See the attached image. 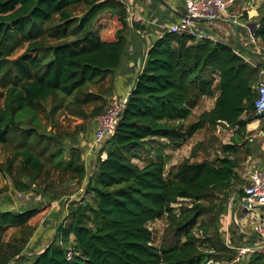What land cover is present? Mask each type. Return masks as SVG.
Listing matches in <instances>:
<instances>
[{
    "label": "trees",
    "instance_id": "16d2710c",
    "mask_svg": "<svg viewBox=\"0 0 264 264\" xmlns=\"http://www.w3.org/2000/svg\"><path fill=\"white\" fill-rule=\"evenodd\" d=\"M80 3L86 9L76 18L69 8ZM257 10L259 25L252 36L264 48V0ZM55 20L48 26L49 42L43 26ZM134 24L120 0H0V143L14 144L19 176L13 186L19 192L31 190L28 182L49 175L46 166L84 184L51 240L37 252L24 250L33 226H23L20 237L4 240L3 235L38 207L0 208V264H264L261 253L236 263V250L221 249L208 235L211 223L220 239L226 204L244 194L246 179L237 168L253 154L247 125L258 120L264 132V114L254 106L264 69L259 54L247 51V57L241 44L165 30L148 46L114 132L97 152L90 173L81 146L70 142L89 131L106 107L113 72ZM24 43V51L12 57ZM108 75L102 93L90 90ZM203 96L213 98L212 106L186 123L192 105ZM93 101L103 102L87 111ZM59 111L82 121L72 131H60ZM218 123L232 128V134L211 161L193 159L202 147L198 141L189 156L166 171L164 146L151 151L147 145L156 137L178 143ZM143 150L151 156L143 157ZM45 186L40 185L43 194ZM162 217L173 242L158 247L149 223ZM193 227L205 236L203 241ZM221 250L226 258L219 261Z\"/></svg>",
    "mask_w": 264,
    "mask_h": 264
},
{
    "label": "rangeland",
    "instance_id": "374dc122",
    "mask_svg": "<svg viewBox=\"0 0 264 264\" xmlns=\"http://www.w3.org/2000/svg\"><path fill=\"white\" fill-rule=\"evenodd\" d=\"M262 1V0H261ZM260 1V2H261ZM86 9L84 4H76L69 8L70 13L78 18ZM54 22L46 23L44 28V37L49 42L53 40V38L49 37L50 30L48 26H53ZM102 31V29H101ZM259 47L260 52H264V48ZM25 43L18 47L16 51L13 53L12 57H17L24 51ZM108 84V80H104L102 82H97L96 84L90 85V90L98 93H102L105 87ZM0 90L2 88L0 87ZM103 101H93L90 102L86 106V110L89 111L93 106L101 104ZM108 100L104 103V106H107ZM213 104L212 97H199L197 101L192 105V113L187 120L186 123L195 121L197 115L206 109H209ZM42 119L45 121V117L41 115ZM56 118L58 120V126L60 131H72L75 129L76 124L82 121L80 116H70L66 112L59 111L57 112ZM256 122V121H251ZM250 122V123H251ZM247 125V130L249 135L254 132L251 127L255 126L257 128L256 123H253V126ZM232 134V128L226 126L223 123H218L216 125H207L203 129L195 132V134L191 138H185L180 140L178 143H171L170 141L156 137L154 139H150L147 142V145L150 147V150H154L158 144H162L164 146V154L167 153L165 157V161L168 164L166 166V171L171 167L170 163H178L183 158L189 156L190 150L192 146L198 142L202 141V147L198 149L197 154L193 159L196 160H213L216 156L219 155V147L220 145L227 143ZM70 142H76L74 139H70ZM15 151L13 143H0V208H12L16 209L19 206H25L28 209H31L33 206L38 207L36 213H34L28 220L19 223V225L11 226L5 230L3 235L4 240L12 239L13 237H20L24 235L22 232V227L27 225L33 228V233L29 238L28 242L25 245L24 250L27 253L37 252L41 250L53 237L54 231L57 227V224L64 220L65 215L67 214V208L70 201L77 199L81 193L83 192L84 184H79L77 182L68 181L70 177V173L63 172L60 168H49L46 166L45 169L49 170V175H44L43 173L37 178V183L32 184L30 187L32 188L26 192H19L13 186V180L18 178L19 176V163L18 160L14 159L13 153ZM143 157H150L144 150L142 151ZM246 162V161H245ZM10 163V165L8 164ZM9 167V168H8ZM93 164L91 166L86 167L87 173H90ZM243 164H241L237 170L241 175H243ZM49 183L45 186L44 183ZM40 185L45 186V193H41ZM188 201H183L182 205H188ZM204 203H208L204 201ZM176 206L179 205L175 204ZM233 206L231 203L229 206V202L226 204V211L222 214L220 226H219V234L220 239H218L214 224L210 223L208 235L213 238L218 247L224 248L229 247V243H233L235 245L241 244L243 241L239 239V231L238 233L232 232L234 228H236V223L234 222V216L239 221L238 214L235 212L233 215ZM254 216L257 212H261L260 209H255L253 211ZM210 216L205 215V220L209 223ZM68 220H65L67 223ZM26 227V226H25ZM149 227L153 233V244L156 246H168L173 242V231L169 229L168 220L165 217L160 219H156L149 223ZM237 229V228H236ZM192 230L200 237V240L203 241L205 237L201 234L200 230L192 228ZM201 247L210 250L207 242H201ZM221 258H218L219 261L221 259H225L223 251H220ZM247 256L236 255V263H244L246 261ZM27 263V262H25ZM210 264L217 263L216 260H212V262H208ZM207 263V264H208Z\"/></svg>",
    "mask_w": 264,
    "mask_h": 264
},
{
    "label": "crops",
    "instance_id": "0c3cea01",
    "mask_svg": "<svg viewBox=\"0 0 264 264\" xmlns=\"http://www.w3.org/2000/svg\"><path fill=\"white\" fill-rule=\"evenodd\" d=\"M128 11V20L135 23L136 26H131V30L126 39L124 49L120 54L119 64L113 72L112 93L107 97V100L115 99L125 96L142 69L144 64L145 54L148 46L153 42L154 38L162 34L168 29V25L176 22L180 15L183 14L184 4L183 0H120ZM261 0H236L228 7L227 13L218 19L206 20L204 28L208 33L213 35L216 39L222 40L234 47L236 44L246 46L245 55L251 57L248 52L259 54L257 60H264V52L259 51L257 46V39L252 34L254 27L258 21L255 17L258 15V6ZM246 15V16H244ZM246 17V18H244ZM254 47L251 49L249 46ZM254 58V57H253ZM109 79V75L106 80ZM256 122H249L251 126L253 123L259 124L258 120H251ZM94 126L90 128L85 134L77 137L78 143L82 151L89 144L92 137ZM254 132L250 134L252 140L253 154L248 156L246 162L243 164V175H245L248 167L254 165L256 167L264 168V132L255 126L251 127ZM167 154V153H165ZM83 158V156H82ZM85 168L91 166L92 160H84ZM89 163V164H88ZM174 163H170L171 166ZM168 165V164H167ZM231 203L234 204L233 212H236L239 217L237 223L243 233L251 234L253 224L256 220L249 212H245L240 206V201L236 199ZM237 228V229H236ZM232 232L238 233V227ZM242 234V233H238ZM243 235V234H242ZM244 235L242 236V238ZM252 241V239H251Z\"/></svg>",
    "mask_w": 264,
    "mask_h": 264
},
{
    "label": "built area",
    "instance_id": "2783aa9c",
    "mask_svg": "<svg viewBox=\"0 0 264 264\" xmlns=\"http://www.w3.org/2000/svg\"><path fill=\"white\" fill-rule=\"evenodd\" d=\"M236 0H183L184 11L176 22L168 25V29L177 33H185L197 38H208L217 40L213 35L208 33L204 28V22L199 18L208 17L210 20L218 19L227 13L228 7ZM143 64L141 65V67ZM260 80L257 84L258 96L254 102L255 109L258 113L264 110V69L260 70ZM129 92L123 96L111 99L104 110L98 114L95 120V128L89 144L83 149L84 160L93 161L97 152L102 147L104 141L110 137L115 129L120 113L125 106ZM89 164V163H88ZM246 182L243 185V201L248 203L245 212L256 218L251 234L243 233L234 216V222L238 227L239 233L244 237L240 245L229 243V248L236 250L240 256H250L252 253H261L264 255V168L251 165L245 173ZM236 197V196H235ZM235 197L230 198L229 206ZM240 206L245 209L244 205ZM260 209L254 216V210ZM235 212H233V215ZM252 239V241H251ZM212 262V260L207 261ZM210 264V263H208ZM216 264V263H214Z\"/></svg>",
    "mask_w": 264,
    "mask_h": 264
},
{
    "label": "water",
    "instance_id": "95a60500",
    "mask_svg": "<svg viewBox=\"0 0 264 264\" xmlns=\"http://www.w3.org/2000/svg\"><path fill=\"white\" fill-rule=\"evenodd\" d=\"M199 19H202V20H210V18H208V17H203V18H199ZM255 24H257V26H258L259 25V22L252 23V25H255ZM255 28L256 27H254V30H255ZM259 114H264V110H262ZM28 185L31 186L32 185L31 182H28ZM236 199L239 200L244 205V207H245L244 210H246V208L248 206V203L246 201H243V199H241L239 195H236Z\"/></svg>",
    "mask_w": 264,
    "mask_h": 264
}]
</instances>
